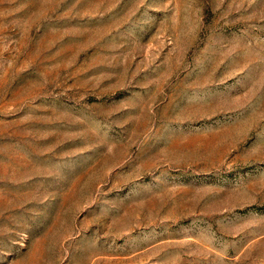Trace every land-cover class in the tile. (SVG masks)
<instances>
[{
    "label": "rangeland",
    "instance_id": "rangeland-1",
    "mask_svg": "<svg viewBox=\"0 0 264 264\" xmlns=\"http://www.w3.org/2000/svg\"><path fill=\"white\" fill-rule=\"evenodd\" d=\"M0 264H264V0H0Z\"/></svg>",
    "mask_w": 264,
    "mask_h": 264
}]
</instances>
